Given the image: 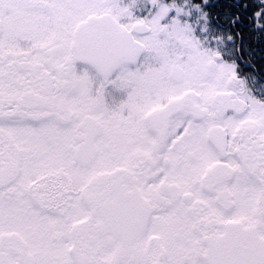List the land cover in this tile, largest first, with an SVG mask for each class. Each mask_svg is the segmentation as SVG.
<instances>
[{"label":"snow or ice","instance_id":"snow-or-ice-1","mask_svg":"<svg viewBox=\"0 0 264 264\" xmlns=\"http://www.w3.org/2000/svg\"><path fill=\"white\" fill-rule=\"evenodd\" d=\"M0 264H264V0H0Z\"/></svg>","mask_w":264,"mask_h":264}]
</instances>
